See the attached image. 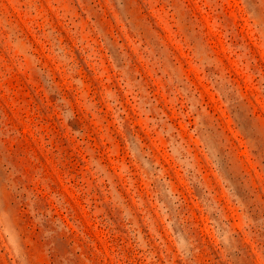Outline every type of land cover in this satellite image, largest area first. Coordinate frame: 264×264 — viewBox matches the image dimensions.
Listing matches in <instances>:
<instances>
[{
	"label": "rangeland",
	"instance_id": "374dc122",
	"mask_svg": "<svg viewBox=\"0 0 264 264\" xmlns=\"http://www.w3.org/2000/svg\"><path fill=\"white\" fill-rule=\"evenodd\" d=\"M0 264H264V0H0Z\"/></svg>",
	"mask_w": 264,
	"mask_h": 264
}]
</instances>
